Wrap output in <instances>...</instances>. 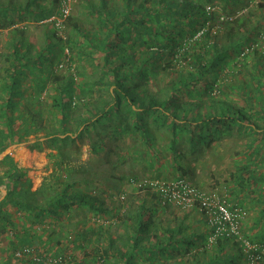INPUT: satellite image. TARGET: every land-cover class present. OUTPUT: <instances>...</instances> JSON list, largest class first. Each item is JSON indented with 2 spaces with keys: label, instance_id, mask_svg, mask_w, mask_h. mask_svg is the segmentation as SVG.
<instances>
[{
  "label": "trees",
  "instance_id": "1",
  "mask_svg": "<svg viewBox=\"0 0 264 264\" xmlns=\"http://www.w3.org/2000/svg\"><path fill=\"white\" fill-rule=\"evenodd\" d=\"M215 1L226 12L231 4L239 3V0H87L85 8L96 29L86 30L69 14L62 29L69 23V34L63 38L49 27L38 48L33 47L22 29L9 31L6 52L2 54L6 66L0 76V153L32 134L43 132L46 141L66 145L89 133L98 135V127L106 130L104 136L109 134L113 139L132 135L146 149L155 144L154 133L164 128L166 150L176 162L180 158L176 152L179 138L198 146L234 129L248 130L253 139L229 170L230 184L216 193L230 212L239 208L240 200L232 197L235 192L250 196L257 189L264 194V67L257 62L260 57L264 60V55L254 56L257 65L249 75L250 81H225L223 77L229 75L223 74V69L232 72V60L238 57L247 38L238 33L239 28H245L241 17L224 21L227 40L218 44L211 39L206 24L212 19V12L206 7H213ZM58 4L59 0L0 3V26H13L14 17L19 22L29 19L41 22L59 14ZM73 50L81 53L80 61L89 60L98 67V77L92 86L83 85L89 98L78 102L85 107L87 117L81 114L71 117L78 106L74 107L72 101L81 90L71 76L56 75L52 70L63 51L69 55L67 52ZM218 78L223 82H217ZM154 82H166L163 90L158 89V95L151 90ZM224 83L228 84V92L221 90L220 84ZM47 86L52 92L44 102L41 95ZM94 88L101 95L104 90L107 97H97V107L89 102L96 96L92 93ZM23 97L32 99L29 106ZM36 106L41 110L34 112ZM97 137L90 142L94 153L104 148L101 134ZM38 144L35 145L40 147ZM145 152L148 160L158 161L148 150ZM50 157L54 172L47 188L51 193L38 201L30 199L33 193H28L25 171L17 168L7 155L0 159V185L5 187L0 201V236L9 262L15 259L14 252L24 247L41 254L35 249V241L41 242L42 233L35 234L32 229L37 225L49 220L66 222V216L78 207L94 217L108 213L103 209V201L88 187L73 188L76 182H68L69 171L58 153ZM175 179L190 182L183 176L165 178ZM145 194H150L153 200L147 203L139 197L134 207L126 208L117 218L114 232H105L103 249L86 254L82 237L87 230L102 235L100 226L93 230L72 226L69 232L76 239V249L83 251L79 264L248 263L240 249L232 250V245L239 243L236 237L223 236L208 244L207 224L198 209L187 210L192 213L179 218L166 213L156 194L148 190ZM17 215L24 217L28 227H18ZM259 219L264 221V207ZM89 220L87 216L83 222ZM244 233L239 225L243 238ZM47 257L59 258L60 264H64L70 256ZM98 257L102 258L100 263ZM263 262L264 255L259 254V263Z\"/></svg>",
  "mask_w": 264,
  "mask_h": 264
},
{
  "label": "rangeland",
  "instance_id": "2",
  "mask_svg": "<svg viewBox=\"0 0 264 264\" xmlns=\"http://www.w3.org/2000/svg\"><path fill=\"white\" fill-rule=\"evenodd\" d=\"M7 1L0 0V3H6ZM24 1L11 0L13 3H23ZM50 1L52 0H44L46 3ZM86 2L87 0H73L69 14L76 18V21L86 30H93L96 27H94V19L89 16L88 10L85 8ZM211 8L213 9L211 10L212 19L207 22L206 27L210 30L211 39L218 44L228 39V37L226 38L227 30L224 27V21L243 17L242 21L245 28H239L238 33L240 36L247 38L245 45L241 48L238 57L232 60L231 65L233 64V66L230 68L232 72H228L224 68L222 73H228L229 76L223 77L227 82H231V80L250 81L249 75L253 74L254 66L257 65V62L264 67V60L261 57L257 62L254 59L256 54L264 55V0H239L237 5L231 4V9L227 12L223 11L218 1H215ZM43 21L37 22L34 19H29L25 22H19L14 17L13 26L9 28L0 26V76L4 75L3 70L6 66L2 54L6 52L9 31L14 28L22 29L24 36L33 44V47L38 48L42 44L46 29L50 27L49 24L48 27H43L42 24H46ZM69 31L70 25L68 23L64 31H57V34L62 35L64 38L69 34ZM67 53L69 55H66L65 51L61 53L60 58L54 61L52 70L56 75L71 76L72 82H75L79 90H81L78 91V95H75L72 101L75 107L78 102L89 98L83 92V85L92 86L91 84L98 77V67L95 66V62L91 63L89 60L80 61L79 58L82 56L78 51L73 50L72 53ZM68 56L69 65L58 68L59 64L66 62ZM167 79L168 77L165 78V80ZM217 82H223V79L218 78ZM165 84L166 82H154L150 85L151 90L158 95V89L161 88L163 90ZM226 85L228 86L226 83L220 84V87L222 91L228 92ZM51 92L49 86H47L46 91L41 95L44 102H46V97ZM92 93H95L96 96L91 97L94 99L89 101L91 103L90 106L97 107L95 103L98 100L97 97L107 98L104 90L102 92L103 95L99 92L97 93L95 88ZM23 99L24 102H27V106L32 102L29 97H23ZM46 104L49 107L50 104ZM78 106L72 111V118H76L79 114L83 117L89 116L85 107ZM39 110L41 109L38 106L34 107V112ZM43 112L44 110H42ZM72 126L75 127L74 123H72ZM96 130L98 135L89 133V136L84 135L82 138H76L75 142H68L66 145L59 142L46 141L43 137L44 133L40 132L35 135H29L24 142L12 144L4 152L0 153V159L7 155L17 168L25 171V176L28 179V193H33L30 196L31 200L35 199L38 201L50 195L51 191L47 188V184H51V174L54 172L53 158L50 156L58 153V156L62 157L64 165L69 171L68 182H76L73 188L78 189L86 186L94 196L103 201V209L108 211L105 215L100 214L94 217L89 215L86 210L78 207L72 214L66 216V222L58 223L49 220L45 224L32 228L35 234L42 233V243L35 241V249L45 256L69 255V259L67 258L64 264H79L83 257V251L76 249V239L70 233L73 225H76L79 230H84L85 227L93 230L96 225L102 228V235L97 234V236L92 231H83L82 237L84 242H86L84 244V252L86 254H89V252L93 253L96 248H104L107 238L105 232L108 230L114 232L115 224L118 222L117 218L126 208L129 206L134 207L138 203L137 199L139 197L143 198L147 203L153 200L150 194L137 191L129 183L131 178H152L151 176H154L153 178L165 179L183 176L200 190L217 191L222 189L227 183L230 184L229 170L243 156V153L247 150L248 141L254 137L248 130L234 129L227 135L215 137L208 143L198 146L191 144L185 138H179L176 152L180 158L174 162L172 156L166 150L167 137L164 128L158 130V133H154L155 144L150 145L146 149L139 144L138 138H134L132 135L113 139L109 137V134L104 136L103 133L106 134V130L102 129V127H98ZM100 134L104 141V148L94 153L90 148V142H95ZM147 150L151 157H157V162L147 159L145 156V151ZM255 191L250 196L241 195L237 191L232 197H237L240 200L237 206L241 211V222L239 225L244 229V238L251 243L264 244V234H261L264 229V221L259 219L262 207H264V194L258 193L257 189ZM4 195L5 187L0 185V201ZM226 202L228 204V200ZM164 209L166 213H171L179 218L192 213L191 211L180 210L174 206H165ZM87 216L90 220L84 223V218ZM17 217L20 218L17 220L18 227H28L29 224L25 222L24 217L21 215H17ZM10 234L11 232L9 231L8 235L10 236ZM207 234V242L211 244V231L209 228ZM2 242L3 240L0 236V264H32L26 260L14 259L12 262L7 261L8 255ZM232 248L233 251L237 249L242 251L243 249L241 244L236 242L232 245ZM226 250H229V248L226 247ZM232 250L229 251L233 253ZM101 259V257H98L99 263ZM243 264H246V262L243 261Z\"/></svg>",
  "mask_w": 264,
  "mask_h": 264
},
{
  "label": "built area",
  "instance_id": "3",
  "mask_svg": "<svg viewBox=\"0 0 264 264\" xmlns=\"http://www.w3.org/2000/svg\"><path fill=\"white\" fill-rule=\"evenodd\" d=\"M72 3L73 0H59V14H53L43 22L55 28L56 31H62ZM206 10L211 12L213 9L207 6ZM67 65H69L68 59L57 67L62 68ZM129 183L139 192L145 193L148 190L156 194L158 201L163 206H174L185 211L193 208L198 209L199 212L203 213L207 227L211 231V243L223 236L230 239L236 237L243 248L242 252L246 255L247 264H260L259 254L264 255V244L251 243L239 234L240 209L235 208L230 212L215 190L203 191L197 189L190 182L183 179L165 180L148 177L130 180ZM13 256L15 259L26 260L33 264L61 263L59 258L38 254L30 247L16 250Z\"/></svg>",
  "mask_w": 264,
  "mask_h": 264
}]
</instances>
